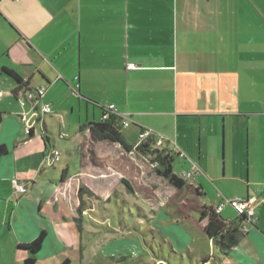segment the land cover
Returning a JSON list of instances; mask_svg holds the SVG:
<instances>
[{
	"label": "crops",
	"instance_id": "1",
	"mask_svg": "<svg viewBox=\"0 0 264 264\" xmlns=\"http://www.w3.org/2000/svg\"><path fill=\"white\" fill-rule=\"evenodd\" d=\"M4 67L28 82V90L17 98ZM0 73L2 83L8 84L0 86V224L15 228L22 264L28 252L19 245L42 230L46 238L37 262L53 252L47 246L50 233L52 243L62 248L57 235L64 237L46 220L56 215L50 210L42 214L54 205L66 219L62 194L80 228L91 212L80 194L69 189L94 181L84 156L81 169L73 175L66 167L60 180L56 163L61 157L50 164L48 156L55 149L52 120L65 131L79 127V146L92 135L82 126L100 121L110 105L129 118V125L122 126L129 144L145 128L155 131V139L165 136L170 149V141L176 142L187 157L172 152L174 162L179 158L189 169L192 161L197 163L192 187L197 197L209 198L199 205L201 210L194 208L199 223L189 215L195 223L190 220L188 234L182 231L171 238L150 222L154 238L158 234L163 242L162 254L154 253L156 260L264 264V0H0ZM41 86L47 88L43 101L52 104V112L29 135L20 112L30 111L31 105L22 107L21 102L26 91ZM14 179L27 183L26 193L15 190ZM96 180L106 184L110 179L102 173ZM235 197L253 201L257 221L247 233L242 231L238 244L222 251L205 234L208 217L201 221L202 211ZM232 207L226 203L220 215L236 224L242 216ZM158 216L159 211L145 217ZM198 232L210 242L213 254L200 257V247L190 246V234ZM122 242L110 238L108 258L116 259L111 256Z\"/></svg>",
	"mask_w": 264,
	"mask_h": 264
},
{
	"label": "rangeland",
	"instance_id": "2",
	"mask_svg": "<svg viewBox=\"0 0 264 264\" xmlns=\"http://www.w3.org/2000/svg\"><path fill=\"white\" fill-rule=\"evenodd\" d=\"M3 77L0 73V86L6 88L8 84L2 83ZM52 124L54 133L51 134V138L55 140V149L61 152V160L56 163V168L60 172L58 180L68 166L71 174L77 173L82 167L83 156L91 166L89 177L94 181H90L89 185L81 182L79 186L76 187L74 184L69 188L80 194L82 204L85 208H90L91 212L86 216L88 222H83L82 229L79 226L80 222L72 219L73 209L63 199L64 194L62 201L66 219L54 205L46 207L42 214L47 215V211L50 210V213L56 215L55 219L47 215L46 220L52 224L53 232H59L64 239L57 235L58 242L62 245V248H59L57 244L52 243L53 233H50L47 246L50 247L49 252H53L42 256L37 264H62L66 257L71 260V264H164L155 258L156 255L162 254L163 242L158 234L154 238L150 222L156 224L159 233H167L171 238L182 231L188 234L190 223H195L189 215L194 216L199 223L200 215L194 208L201 210L203 205L209 203V198L196 196L192 187L195 185L194 178H186L187 185L183 189H177L157 176L154 169L156 157L152 155L146 157L136 150L127 151L118 143L100 142L92 135L87 136L84 143L78 146L75 141L79 127L65 131L55 123V120H52ZM38 131L42 132L40 128ZM61 132L69 137L63 138ZM125 136L129 142H134L130 130H126ZM189 170L185 164L180 163L179 158L175 159L176 174L183 177V173ZM102 173L110 179L106 184L96 180ZM123 179L133 186V193L123 183ZM233 209L235 214H238L237 210ZM157 211L161 217L151 220L145 217L155 216ZM186 212L188 214L184 215ZM93 219L97 222L94 223ZM198 233L190 234V246L195 249L200 247L197 250L200 257L213 254L214 249L210 242L202 232ZM111 237L126 241L117 246L116 255L111 256L116 258L114 260L108 258L106 254ZM17 246L18 237L13 225L10 227L8 223L0 224V264H22L16 255Z\"/></svg>",
	"mask_w": 264,
	"mask_h": 264
},
{
	"label": "trees",
	"instance_id": "3",
	"mask_svg": "<svg viewBox=\"0 0 264 264\" xmlns=\"http://www.w3.org/2000/svg\"><path fill=\"white\" fill-rule=\"evenodd\" d=\"M3 71L13 79V94L15 98H17V96L24 90H28V82L25 81L15 70L4 67ZM107 113V111L103 113L100 121L90 122L82 127L90 128L92 136L98 141L119 143L125 150L133 151L134 145H131L126 141L122 132L121 118L109 112L108 117L104 119L103 116ZM2 120L3 113L0 108V124ZM32 134L33 131L29 133V135ZM152 144V140L142 143L136 147V151L144 156L152 155L156 157L157 166L154 169L158 175L165 179L172 187L177 189L184 188L187 185V180L174 172L172 149L165 146L160 150L154 148ZM0 151H4L3 145H1ZM123 183H125L129 189L132 188L125 179L123 180ZM197 189L199 190V188ZM202 212L203 215L201 216V221L208 217L207 223L204 226L205 234L216 243L222 251H227L239 243L244 235L240 227L243 223H247V218L245 216L239 218L240 220L238 223L234 224L233 221H225L220 213H217L212 206L204 207ZM45 238L46 231L42 230L32 241L21 243L19 245L20 248H23L28 252L27 256L24 258L23 264H37V253L42 249ZM70 263L71 261L69 259H65L62 264Z\"/></svg>",
	"mask_w": 264,
	"mask_h": 264
},
{
	"label": "built area",
	"instance_id": "4",
	"mask_svg": "<svg viewBox=\"0 0 264 264\" xmlns=\"http://www.w3.org/2000/svg\"><path fill=\"white\" fill-rule=\"evenodd\" d=\"M129 67H133V65H129ZM47 91L46 86L38 87L36 90H29L25 92L26 100L21 102V106L24 107L26 103H29L31 105L30 111L22 110L20 112L21 120L23 121L27 133H30L33 131L35 123L40 122L44 123V116L52 112V104L45 103L43 101L45 93ZM108 113H113L116 116H119L121 118V123L123 127H126L129 125V118L127 115L124 114H117V110L115 108V105H110L109 108L106 110ZM108 113L103 116L104 119L108 117ZM155 131L151 128H145L141 131L138 137V141L134 145V150H136V147L138 145H141L142 143L148 142L150 140H154L155 138ZM62 137H65L64 134L61 135ZM167 142V138L163 135H160L159 138L153 141V147L158 148L162 150L165 147V144ZM171 143V149L174 153L178 154L182 158H186L187 155L185 152H183L176 142L170 141ZM61 157V152L53 149L51 153L49 154L48 158L53 163L55 161H58ZM146 157H149L147 155ZM157 166V163H156ZM155 166V167H156ZM199 171V166L196 162L192 161V167L189 171H186L183 173V178H189L193 176V174ZM13 186L15 190L18 193H26L28 190L27 183L25 181H20L18 179L13 180ZM226 203L232 205L238 212L239 216H245L247 218V224L244 225L241 230L244 233H247L249 231V226L254 225L257 221V216L254 211L253 201L244 200L239 197L230 198L226 200ZM226 203H221V205L215 207V210L217 213H220V211L223 209L224 205Z\"/></svg>",
	"mask_w": 264,
	"mask_h": 264
}]
</instances>
